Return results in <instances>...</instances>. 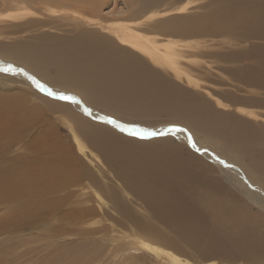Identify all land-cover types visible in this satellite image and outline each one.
<instances>
[{"label": "bare ground", "instance_id": "obj_1", "mask_svg": "<svg viewBox=\"0 0 264 264\" xmlns=\"http://www.w3.org/2000/svg\"><path fill=\"white\" fill-rule=\"evenodd\" d=\"M164 1L124 0L132 21L143 19L126 29H171L169 26L176 21L157 20V12L152 13ZM92 2L30 1L48 8L53 3L77 7L94 16L100 8ZM32 8L44 16L41 8ZM213 17L207 22L212 32L222 28L247 38L261 39L264 35V6L245 3ZM56 20L28 22L49 25ZM76 24V35L68 41L45 39L49 33H43L35 44L0 45V236L33 226L41 228L48 238L81 235L73 227L96 214L94 207L83 202V192L78 195L86 186L101 190L120 214L128 212L116 191L95 174L96 168L122 182L125 191L140 200L155 219L171 227L183 242L205 250L203 259L210 253L229 263L243 259L247 264H264V234L256 235L252 228V223L264 226V220L257 218L258 214L247 221L231 218V214L239 216L242 211L239 198V204L238 200H230L224 183L211 184L206 159L183 154L181 145L169 139L153 140L161 132L173 130L154 129L152 118L164 116L202 136L204 143L195 142L197 150L215 160L226 183L263 211L264 131L254 121L215 111L193 93L189 95L190 91L173 86L161 71L135 59L127 49L117 48L96 28ZM203 24L206 21L197 20L198 27ZM128 42L160 68L182 77L173 49L163 52L142 37ZM64 96L75 99H61ZM151 127L154 130H149ZM184 132L178 137L183 138ZM133 136L142 140H134ZM213 148L218 155L211 151ZM211 193L214 198L209 196ZM206 197L213 206L211 213L202 207ZM138 228L152 240L173 247L170 241L155 232L153 235L152 226ZM147 247L158 251L151 244ZM1 248L0 264H80L79 253L65 248L43 256L35 250L22 255ZM170 257L177 263L176 257Z\"/></svg>", "mask_w": 264, "mask_h": 264}, {"label": "rangeland", "instance_id": "obj_2", "mask_svg": "<svg viewBox=\"0 0 264 264\" xmlns=\"http://www.w3.org/2000/svg\"><path fill=\"white\" fill-rule=\"evenodd\" d=\"M30 1L0 0V45L35 44L37 43V37L43 33L52 35V37L46 36L45 39L53 38L52 41L55 42L68 41L76 35L73 34L76 33L74 30L76 23L83 25L84 28L93 27L113 40L117 48L127 49L128 54L135 59L145 61L148 66L161 71L173 86L176 85L184 92L190 91L189 95L193 93L199 101L210 105L215 111L234 113L245 120L254 121L252 123L264 131V35L261 39L247 38V36L244 37L237 32L227 33L222 28L212 32L211 29H208L210 25L207 23L211 19H215L213 16L217 13L222 11L232 12L245 3L253 4L254 7L264 6V0H165L152 13L157 12V20L164 19L167 21L173 19L172 22L176 21L172 26H169L171 29L158 30L141 26L132 29V31L126 29L125 26H133L142 22L143 19L132 21L133 19L130 17L131 10L125 6L124 0H93L92 3L100 8L94 16L79 10L77 7H62L53 3L48 8L45 7L44 3L37 5L35 3L31 4ZM32 5L34 8H41L44 16L38 12L36 13ZM61 17L68 19L60 20ZM53 19L58 20L49 25L28 22L44 20L49 23ZM198 19L206 21V24L198 27L196 25ZM192 20L196 22L192 23ZM194 24L195 29L192 27ZM184 25L185 28H183ZM209 30H211L210 33H205ZM134 37L135 39H141L142 37V39L146 38V40L154 42L155 45L153 46L163 52L174 50L176 58H179L182 77L177 78L178 76H175L174 72L160 68L149 60L145 54L128 42V40L132 41ZM38 42L41 41L38 40ZM122 51L123 53L127 52ZM6 83L11 84L7 81ZM223 104L231 107L229 108ZM238 107L244 110V113L238 112ZM249 112L252 114L250 115ZM256 116L258 117L256 118ZM152 119L156 122L154 129L171 128L170 131H174V133L173 131L161 132L158 135L159 137L156 136L153 140L169 139L181 145L183 154L190 153L202 160L206 159L210 170L208 178L211 184L217 185L222 182L229 189L227 197H230V200L233 198L236 201L239 198L243 205L240 217L231 214V218L247 221L248 218L254 215L256 218L258 214L257 218L264 220V211L253 205L246 196L237 192L238 190L228 185L215 160H209L208 154L206 155L203 150H197L195 142L204 143L202 136L194 134L185 125L169 120L164 116ZM153 128L151 127L149 130H154ZM181 131L184 132V139L178 137V133L180 134ZM132 138L139 142L142 140L137 136ZM214 149L211 151L215 153L216 150ZM94 172L104 180L107 186L116 191L117 196L128 212L120 214L112 204L113 202L102 195L101 190L95 186H86L83 191H79L78 195L83 192L81 196L83 202L85 201L87 205L94 207L96 214L85 217L80 225L73 227V231L79 230L81 235H55V237L48 238L46 235H42L41 228L33 226L20 230V234H1L0 248L2 247V250L6 249V251L4 250L6 253L19 252L22 255L33 254L32 251L35 250L38 255L41 254L40 256L55 253L59 248H65L79 253L80 264H247L243 259L229 263L210 255V253H208L207 259H203L201 254L205 250L196 249L187 242H183L178 234L170 229L171 227L155 219L150 210L140 200L136 199L130 192L125 191L122 182L113 179L111 173L108 175L107 173L101 174L96 168H94ZM209 196L214 198L212 193ZM205 199L207 200L202 199V207L209 210L208 213H211L210 211L213 210L212 203L209 197ZM239 200L238 204L240 203ZM75 204L77 203L75 202ZM139 226L142 228L148 226L150 229L152 226L153 235L155 232V234H158L156 236L170 241L173 247H167L158 241L152 240L147 234L140 231ZM252 228L255 229L256 235L264 234V226L252 223ZM148 233L152 235L151 232L148 231ZM149 244L156 246L158 251L149 250V247H147ZM34 256L36 261V255L34 254ZM170 256L176 257L177 263ZM25 264L35 263L28 262Z\"/></svg>", "mask_w": 264, "mask_h": 264}, {"label": "snow or ice", "instance_id": "obj_3", "mask_svg": "<svg viewBox=\"0 0 264 264\" xmlns=\"http://www.w3.org/2000/svg\"><path fill=\"white\" fill-rule=\"evenodd\" d=\"M4 71H15V69H10V68H4L3 69ZM37 86L40 87L42 90H46L44 89V85H41L39 84V82H37ZM49 94H52V93H49ZM61 99H66V100H73L74 101V97H67V96H64V97H61ZM112 123H115V121H111ZM122 129H123V125L120 126ZM134 131V130H133ZM149 135H155L154 133H149Z\"/></svg>", "mask_w": 264, "mask_h": 264}]
</instances>
